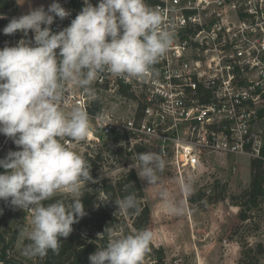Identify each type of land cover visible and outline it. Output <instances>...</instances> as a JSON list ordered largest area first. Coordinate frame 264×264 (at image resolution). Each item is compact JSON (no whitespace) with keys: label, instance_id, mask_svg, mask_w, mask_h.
<instances>
[{"label":"clouds","instance_id":"9594fccd","mask_svg":"<svg viewBox=\"0 0 264 264\" xmlns=\"http://www.w3.org/2000/svg\"><path fill=\"white\" fill-rule=\"evenodd\" d=\"M69 15L58 0H52L47 10L30 8L2 29L5 35L33 33L31 40L22 38L0 48V134L18 149L0 158L4 170L0 200L31 210L30 230H26L30 243L23 249L26 257L58 252L59 238L68 237L72 225L85 215L81 197L93 179L91 166L74 151V143L63 141H83L90 131L89 116L81 106L62 108L66 85L79 87L95 99L92 85L101 73L148 78L173 43L161 12L146 0H98L95 6L83 0L67 27L51 30L55 17L63 20ZM137 161V175L148 184L158 183V173L165 168L163 158L141 152ZM182 190L190 192V185L182 184ZM58 192L65 199L43 203ZM160 198L169 214H183L182 204L171 200L167 190L160 192ZM115 203L122 213L138 207L134 194ZM152 238L149 229H107V243L90 254V264H142Z\"/></svg>","mask_w":264,"mask_h":264},{"label":"built area","instance_id":"2783aa9c","mask_svg":"<svg viewBox=\"0 0 264 264\" xmlns=\"http://www.w3.org/2000/svg\"><path fill=\"white\" fill-rule=\"evenodd\" d=\"M58 2L70 15L63 20L55 17L50 25L53 32L75 18L80 10L74 4L83 6V0ZM90 2L95 6L98 0ZM146 3L161 12L164 27L173 34V43L152 66V75L137 79L104 72L92 85L96 98L100 99L99 92L106 93L107 98L126 105L128 114L106 107L91 113L96 98L71 85H66L62 108L81 106L89 124L103 135L121 134L136 144L154 147L179 175L197 170L209 153H238L250 141L255 150L251 154L258 155L260 147H253L249 126L264 117V107L255 106L264 98V86L252 80L250 70L259 68L260 75L264 74V0ZM0 14L5 17L0 19V48L33 38L31 31L27 36L21 32L5 35L2 29L9 20L22 14ZM237 131L242 134L234 136Z\"/></svg>","mask_w":264,"mask_h":264},{"label":"rangeland","instance_id":"374dc122","mask_svg":"<svg viewBox=\"0 0 264 264\" xmlns=\"http://www.w3.org/2000/svg\"><path fill=\"white\" fill-rule=\"evenodd\" d=\"M13 1V6L3 10V6L9 4L10 0H0V12L24 14L30 8L46 7L51 2V0ZM262 69L264 71V67ZM250 76L253 81H261L264 86V74L260 75L259 68L250 70ZM98 94L101 96L102 109L106 107L116 114L125 112L128 114L127 106L122 105L123 103L119 100L107 98L106 93L99 92ZM68 102L71 103V100ZM255 106L258 109L263 108L264 98H259ZM71 107L63 109L68 111ZM89 127V134L83 141L75 142L70 138H65L63 141L65 144L74 143V151L82 156L88 149L102 151L101 167L89 182L106 177L114 179L130 169L139 172V168L135 167L138 163L137 157L132 151L136 143L131 138L127 137L120 143H114L110 136L103 135L91 124ZM249 128L253 147H260L264 139V117L256 118L253 123H250ZM235 133L234 136L242 134L239 131ZM119 145H122L124 150L121 154L113 155L112 150ZM10 150L18 149L10 138L0 134V152L7 154ZM252 151L255 152V150ZM148 152L156 153V150L154 147H148ZM251 152L242 150L232 154L209 153L208 160L197 170L193 172L187 170L181 175L165 164L163 172L158 173L159 182L156 184H148L146 180L138 176L145 201L151 211L148 227L153 234L151 242L155 246L163 247L166 264H238L242 244L255 242L264 244V212L255 218V223L258 225L257 230H254L252 226L244 227L237 216L239 208L229 199L230 195L238 194L249 183ZM216 182H219V186L226 184L227 197L223 200L211 199L216 196L214 194ZM184 183L190 185V192L185 193L182 190ZM162 190H167L171 200L182 204L184 209L182 215H172L166 211L164 201L160 198ZM197 191L205 192L206 196L199 201L190 202L188 199L190 194ZM30 219V209L22 210L13 206V214L8 219V223L13 227H19L21 231L11 255L25 264H36L35 260L23 254L22 242L27 238L26 230H30ZM144 262L153 264L149 260H144ZM260 264H264V257Z\"/></svg>","mask_w":264,"mask_h":264},{"label":"trees","instance_id":"16d2710c","mask_svg":"<svg viewBox=\"0 0 264 264\" xmlns=\"http://www.w3.org/2000/svg\"><path fill=\"white\" fill-rule=\"evenodd\" d=\"M148 1V0H147ZM14 1L3 6L8 9L13 6ZM10 5V6H8ZM74 7L81 10V5L74 4ZM94 106L90 108L91 113L100 112L102 108L101 100L96 98L93 101ZM263 114L259 112V117ZM114 143H120L127 137L121 134H113L110 136ZM133 152H148L145 144H134ZM124 150L119 145L112 154H121ZM243 150L251 152V141L244 144ZM102 151L88 149L84 154V158L90 164L91 177L95 176L96 171L101 167ZM5 153L0 152V158H4ZM250 179L247 187L243 188L238 194L229 196L231 203L239 208L238 219L244 227H254L258 229L255 218L258 214L264 212V139L263 144L259 148L258 155H251L249 159ZM4 171L0 168V172ZM220 187V188H219ZM226 184L219 186V182L215 183L214 200H223L227 197ZM81 197L84 205L85 215L80 217L76 223L72 225V232L68 237H60V248L58 252L49 250L44 257H30L36 261V264H90L89 256L93 254L97 247L107 243V229L119 231L124 229L126 232L133 230L148 229L151 219L150 208L145 201L143 188L139 181L137 172L130 169L121 173L117 178L106 177L94 182H88L82 189ZM134 194L138 201L136 209H130L127 213H122L115 201ZM205 192L197 191L190 194V202L203 199ZM55 199H65L62 193L53 197L52 201H44L47 204ZM13 214V206L8 201L0 200V261L9 259L14 260L18 264H25L17 260L11 255L17 242L21 229L13 227L8 223V219ZM105 229V231H104ZM30 241L26 238L22 242L23 249ZM264 257L263 242H255L252 244H242L240 250V258L238 264H260ZM144 260L152 261L153 264H166V255L162 246H155L150 243L149 250L143 257L142 264H146Z\"/></svg>","mask_w":264,"mask_h":264},{"label":"water","instance_id":"95a60500","mask_svg":"<svg viewBox=\"0 0 264 264\" xmlns=\"http://www.w3.org/2000/svg\"><path fill=\"white\" fill-rule=\"evenodd\" d=\"M0 264H18L17 262L9 259L1 260Z\"/></svg>","mask_w":264,"mask_h":264}]
</instances>
